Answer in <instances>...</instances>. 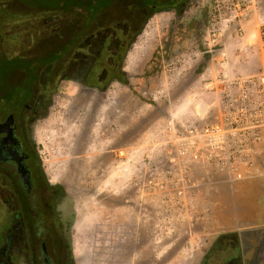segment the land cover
Returning a JSON list of instances; mask_svg holds the SVG:
<instances>
[{"label": "flooded vegetation", "instance_id": "1", "mask_svg": "<svg viewBox=\"0 0 264 264\" xmlns=\"http://www.w3.org/2000/svg\"><path fill=\"white\" fill-rule=\"evenodd\" d=\"M191 4L0 0V264L81 262L75 253L81 201L97 192L91 182L108 178L115 151L132 143L134 99L123 93L129 54L147 27L168 14L180 17ZM62 89L71 93L62 97ZM62 99L68 119L81 124L75 147L81 171L54 180L40 145ZM92 150L98 154L88 160ZM257 222L210 234L189 256L177 250L162 258L145 251V233L136 230L137 243L124 253L116 246L114 263L264 264V225Z\"/></svg>", "mask_w": 264, "mask_h": 264}, {"label": "built area", "instance_id": "2", "mask_svg": "<svg viewBox=\"0 0 264 264\" xmlns=\"http://www.w3.org/2000/svg\"><path fill=\"white\" fill-rule=\"evenodd\" d=\"M203 9L201 54L212 55L217 69L209 67L165 118L115 151L112 176L136 230L163 251L181 244L184 256L206 246L208 234L198 227L210 176L236 183L264 171V26L259 47L244 43L246 24L264 12V0H201Z\"/></svg>", "mask_w": 264, "mask_h": 264}, {"label": "rangeland", "instance_id": "3", "mask_svg": "<svg viewBox=\"0 0 264 264\" xmlns=\"http://www.w3.org/2000/svg\"><path fill=\"white\" fill-rule=\"evenodd\" d=\"M199 2L201 0H192L190 8L180 17L171 14L165 16L162 20L165 25L161 27H147L129 54L127 68L130 85L129 90L123 93L134 99L132 142L137 141L154 122L165 118L177 99L193 88L209 67L217 69L212 55L201 54L206 10L200 12ZM262 24L261 27L264 21ZM197 54L200 55L199 59ZM178 77L181 82L177 85ZM61 91L62 97L66 92L71 93V90ZM116 95L117 89L113 88L110 101ZM163 96L170 98V101H165ZM67 108L68 101L60 100L41 137L40 154L48 174L54 180L62 176L76 177L81 171V162L75 159L76 139L81 124L79 120L68 119ZM90 153L88 160L98 154L95 150ZM71 162V170H68ZM113 171L114 164L108 170V178L89 184L97 192L81 201L75 243L76 256L82 258L79 264H115L113 253L116 246L124 253L138 241L135 220L125 206H120L121 196L114 187ZM201 205L206 218L198 229L208 234L202 239L203 242L209 241L210 234L238 228L243 222L257 218V224L264 225V171L258 179L236 183L228 182L221 175H211ZM144 235L143 246L152 257H171L181 247L180 244L175 246V250L163 251L152 238ZM181 261L183 259L177 258L170 264Z\"/></svg>", "mask_w": 264, "mask_h": 264}, {"label": "crops", "instance_id": "4", "mask_svg": "<svg viewBox=\"0 0 264 264\" xmlns=\"http://www.w3.org/2000/svg\"><path fill=\"white\" fill-rule=\"evenodd\" d=\"M264 21V13H258L253 16V18L246 24V37L244 39L245 46L249 47L252 46V44H257L258 47L261 42V24ZM258 25V29H257ZM263 25V24H262ZM249 52H246L247 54ZM261 57L258 56V67L262 64ZM135 225V224H134Z\"/></svg>", "mask_w": 264, "mask_h": 264}]
</instances>
